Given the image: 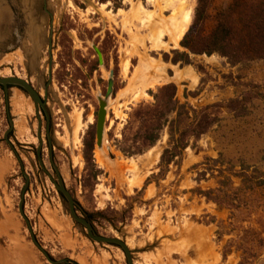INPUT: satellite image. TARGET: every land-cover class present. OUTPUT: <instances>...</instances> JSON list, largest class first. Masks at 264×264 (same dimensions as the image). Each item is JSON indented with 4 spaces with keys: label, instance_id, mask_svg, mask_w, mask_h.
Segmentation results:
<instances>
[{
    "label": "rangeland",
    "instance_id": "374dc122",
    "mask_svg": "<svg viewBox=\"0 0 264 264\" xmlns=\"http://www.w3.org/2000/svg\"><path fill=\"white\" fill-rule=\"evenodd\" d=\"M137 1L146 10L154 11L146 0H47L46 9L52 15L49 18L42 11L41 0H0V77L28 81L46 99L52 161L76 204L77 216L86 219L97 235L124 242L133 264H238L234 253L224 260L222 257L223 247L231 239L235 241L234 236L216 235L218 222H224L229 230L226 226L229 212L218 210L215 204L206 203L197 195V191L215 189V181L208 173L197 182V174L205 167H194L207 166L205 160H213L217 162L215 170H222L225 175L247 167L249 171L254 167L264 172V166L258 162L264 150V62L231 68L217 55H189L188 63L183 64L180 56L185 50L180 42L193 23L198 0H180L190 11V22L178 48L151 52L146 43V54L177 69H189L196 85L191 87V82L185 80L179 84L168 81L147 90L146 98L128 102V97L120 94L126 90L138 59L129 54L130 37L122 29V17L117 13L128 12ZM231 2L208 3L206 33L215 28L217 14L225 11ZM101 5L102 12L98 10ZM105 13L114 18H108ZM171 14V9L161 12L164 18ZM28 26L38 29L41 45L37 41L31 43L26 33ZM138 31L140 35L147 34ZM92 45L102 55V67H98ZM25 47L35 49L33 71L26 67ZM173 60L178 62L173 64ZM124 61L128 63L125 72ZM110 71L113 86L104 140L114 160L135 162V185L130 190L127 181L110 177L97 161L96 98L104 95ZM166 73L173 77L171 69ZM167 85L175 87L180 105L195 111L212 105L221 108L211 112L216 118L211 130L196 142L191 140L192 148H187L176 159L177 165H170L161 177L158 163L166 145V131L155 145L149 146L144 136L150 125L137 116L152 110L160 97L159 90ZM244 94L247 96L241 110L230 112L224 107ZM8 99V114L13 122L8 135L10 146L4 142L9 123L0 88V264H49L30 242V234L17 210L25 183L17 157L29 178L24 214L36 241L52 260H67L70 264H127L120 249L90 241L84 228L70 218L66 203L35 159L37 120L30 98L12 88ZM116 112H120L119 117ZM75 130L77 141L72 142L70 135ZM41 137L43 166L56 179L49 163L43 127ZM89 145L91 151L87 149ZM231 183L232 189L240 187L237 178L231 177ZM259 190L258 197L264 207V184ZM248 224L257 227L256 216L244 226ZM263 262L261 254L250 264Z\"/></svg>",
    "mask_w": 264,
    "mask_h": 264
},
{
    "label": "trees",
    "instance_id": "16d2710c",
    "mask_svg": "<svg viewBox=\"0 0 264 264\" xmlns=\"http://www.w3.org/2000/svg\"><path fill=\"white\" fill-rule=\"evenodd\" d=\"M210 1L198 0L193 23L180 42V47L185 50L180 56L184 59L183 64L188 63L189 55H217L231 68L264 62V0H232L225 11L217 14L215 28L206 33V9ZM177 62L173 60V64ZM158 93L160 97L152 110L139 113L137 117L146 120L150 125L148 134L144 136L149 146L155 145L160 134L166 131V145L158 163L159 176L162 177L168 172L170 165H177L176 159H179L187 148H192L191 140L196 142L211 130L216 121L211 112L221 106H206L195 111L187 105H180L175 97L176 89L173 85L162 87ZM246 96L244 94L230 100L224 107L230 112L241 110ZM87 149L91 151L92 145L87 146ZM205 162L208 163L207 166L200 164L194 167H205L197 174L196 181L205 179L209 173V178L215 181L216 188L206 192L197 191V195L204 198L206 203L215 204L218 210L226 209L229 212L226 225L229 230H226L224 222H218V238H222L224 234L235 238V241L231 239L223 247V260L231 253L238 257V264L253 263L261 254L264 257V207L258 197V191L264 184V172L254 167L249 171L250 167H247L239 172L228 171L225 175L226 172L215 170L216 161ZM258 162L264 166V150ZM231 177L240 180L239 188L232 189ZM254 216L258 226L248 224L245 227L244 224Z\"/></svg>",
    "mask_w": 264,
    "mask_h": 264
},
{
    "label": "bare ground",
    "instance_id": "6f19581e",
    "mask_svg": "<svg viewBox=\"0 0 264 264\" xmlns=\"http://www.w3.org/2000/svg\"><path fill=\"white\" fill-rule=\"evenodd\" d=\"M146 1L152 5L154 11L146 10L145 7L137 1L130 5L128 12L124 13L119 11L117 13L118 16L122 17V29L127 32L130 37V42L128 43L130 46L129 54L135 55L138 59L136 67L128 78L126 90L120 94V96H127L128 102H136L146 98L147 90L165 84L168 81L179 84L185 80L191 82V87L196 85V78L189 69H177V67L165 64L159 59H152L146 54V43L149 44L148 50L151 52H167L178 48V42L185 34L190 22V11L184 4L185 2H180V0ZM103 9L104 6L101 5L98 10L102 12ZM167 9H171L172 14L164 18L161 12ZM105 15L108 18H114V16L112 17L108 13H105ZM133 23L138 24L139 28ZM133 29H135V32H133ZM138 30L147 31V34L145 33L146 35L144 34V36L140 35ZM127 64L128 63L124 61V72L126 71ZM167 69L173 71L172 78L167 76ZM115 115L119 117L120 112H116ZM76 133L75 130L70 135V140L72 142L77 141ZM63 142L67 143L65 140ZM152 151L153 149L147 154H150ZM157 157L158 154H156L154 161L157 160ZM97 161L100 166L104 167L110 177L116 178L120 182L127 181L128 190L135 185L133 179L137 172V167L134 161L123 159L110 161L104 146H102L101 151L97 153ZM126 174L130 176L128 179L125 177Z\"/></svg>",
    "mask_w": 264,
    "mask_h": 264
},
{
    "label": "water",
    "instance_id": "95a60500",
    "mask_svg": "<svg viewBox=\"0 0 264 264\" xmlns=\"http://www.w3.org/2000/svg\"><path fill=\"white\" fill-rule=\"evenodd\" d=\"M41 3H42L43 13L46 16H48L49 18H52V15L50 13H48V11L46 9L47 0H41ZM91 49L97 58L98 67H102L103 66L102 55H101L100 51L98 50V47L95 45H92ZM48 73H49V71H48ZM49 79H50V76H49ZM49 83H50V80H49ZM112 86H113V79H112V72L110 71L108 74V79H107V83H106V91H105L104 95L103 96L98 95L96 98L97 104H98V110H97L96 119H95V146L99 151H101L102 146L104 144L106 145V141L104 140L105 120H106V115H107L108 99L112 95ZM0 88L2 89V91L4 93V103H5V108H6V112H7V120L9 123V129L4 134V142L10 146V143L8 140V134L13 130V122L10 119V116L8 114V105H9L8 104L9 103L8 91L11 88H15V89L20 90L26 96H28L30 98L32 104H33V108H34V112H35L36 120H37L36 138L38 141V146H37L36 151H35V159H36L40 169L42 170V172L46 175V177L48 178L50 183L53 185L56 193L66 203L67 212H68L70 218L77 225L84 228L85 233H86V237L90 241L98 243V244H105V245L117 247L118 249H120L123 252V254L126 258L127 264H133L132 259H131V253L126 248L124 242L120 241L117 238H106V237H102V236L97 235L94 232V230L92 229L89 222H87L86 219H84L83 217L77 216L76 204H75L74 200L72 199L71 195L69 194V192L66 190V188H65V186H64V184L60 178L59 172H58L56 166L54 165V163L52 161V144H51L52 141H51V137H50V132L48 130L49 115H48L47 110H46V99L45 98L42 99L40 94L32 87V85L28 81H25V80H22V79L16 78V77H0ZM40 111L43 112L44 116L46 117L47 128L45 131V137H46V142L48 145V158H49L50 166L53 169V172L55 174L56 179H54V177H52L48 173V171L44 168L42 158H41V153L43 150L42 149L43 148V140L41 137L42 121H41V117H40ZM105 150L108 153V159L110 161H113L114 158L111 155L110 148L107 145L105 147ZM17 161L19 162L21 172H22V176L25 180L24 186H23L21 193H20V199H19V203L17 206V210H18V213L21 216L22 220L24 221L25 226H26V228L30 234V242L43 255V257L45 258V260L49 264H70V262L67 260H58V261L52 260L48 256V254L43 250V248L38 244V242L36 241V239L32 233V229H31V226L28 222V219L26 218V216L24 214V197L26 194V190L28 188L29 178H28V175L25 174L24 169L22 167V164L20 163V160L18 157H17Z\"/></svg>",
    "mask_w": 264,
    "mask_h": 264
},
{
    "label": "flooded vegetation",
    "instance_id": "af4514ba",
    "mask_svg": "<svg viewBox=\"0 0 264 264\" xmlns=\"http://www.w3.org/2000/svg\"><path fill=\"white\" fill-rule=\"evenodd\" d=\"M28 25H29V23H28ZM26 33L28 34L29 40L31 41V43L37 41L39 45L42 44V40L39 37L38 29L33 28V27H32V29H30L28 26ZM24 49H25L24 54H25L26 67H28L29 69H31L33 71L34 70V60H35V56H33V55L35 54V51H34L35 49H33V48L29 49L28 47H25ZM27 57L29 58V60L27 59ZM40 113L42 114L41 121L43 119L42 127H43L44 131H46V128H47L46 117L44 116L43 112L40 111ZM48 130L50 131V118H49V122H48ZM11 132L9 134H11Z\"/></svg>",
    "mask_w": 264,
    "mask_h": 264
}]
</instances>
